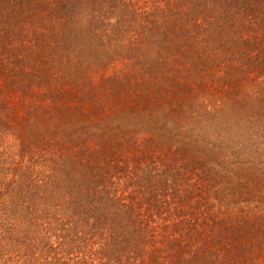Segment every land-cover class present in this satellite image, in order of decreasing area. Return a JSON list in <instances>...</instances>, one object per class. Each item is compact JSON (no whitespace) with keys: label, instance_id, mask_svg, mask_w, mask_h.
<instances>
[{"label":"trees","instance_id":"obj_1","mask_svg":"<svg viewBox=\"0 0 264 264\" xmlns=\"http://www.w3.org/2000/svg\"><path fill=\"white\" fill-rule=\"evenodd\" d=\"M0 264H264V0H0Z\"/></svg>","mask_w":264,"mask_h":264}]
</instances>
